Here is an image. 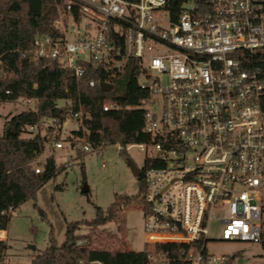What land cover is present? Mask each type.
I'll return each instance as SVG.
<instances>
[{
  "label": "built area",
  "instance_id": "1",
  "mask_svg": "<svg viewBox=\"0 0 264 264\" xmlns=\"http://www.w3.org/2000/svg\"><path fill=\"white\" fill-rule=\"evenodd\" d=\"M53 25L54 35L34 38L30 58L54 60L78 81L88 65L105 70L104 80L87 78L90 87L114 85L134 61L147 91L140 102L147 139L135 143L146 154V242L182 245L178 256L149 251L147 264H230L228 255L209 250L211 241L260 244L264 0H60ZM22 99L26 111H39L37 98ZM72 118L73 130H82V112ZM43 126L63 148L59 118L27 127L38 136ZM92 147L86 142L83 150ZM213 222L220 239L210 238Z\"/></svg>",
  "mask_w": 264,
  "mask_h": 264
},
{
  "label": "trees",
  "instance_id": "2",
  "mask_svg": "<svg viewBox=\"0 0 264 264\" xmlns=\"http://www.w3.org/2000/svg\"><path fill=\"white\" fill-rule=\"evenodd\" d=\"M60 10V0H0V103L17 101L22 97L39 100V111H22L5 123L4 134L0 136V230H7L12 212L31 197L61 168L53 155L47 156L42 169L36 172L35 164L44 150V143L50 140V133L23 137L25 126L39 121L65 119L66 107L60 101H71L72 115L83 114V129L73 130L69 139H85L93 147L104 143L127 146L147 139L142 132L144 110L140 102L147 91L137 82V68L134 61L127 64L126 71L115 78L114 89L103 91L99 84L90 87L86 80L92 76L104 80L102 68L87 67L85 79L78 81L67 69L54 60L35 61L27 54L34 38L40 34L54 35V18ZM264 76V64H261ZM9 90L10 94L6 91ZM113 101L119 107L104 111L103 105ZM264 106V92L262 95ZM51 130V127H48ZM84 156L83 151L78 157ZM146 167V165H145ZM144 167V169H145ZM82 170L85 173L84 164ZM140 189L134 196L138 205L144 201L143 172L138 176ZM129 198V197H128ZM120 202L112 203L106 211L96 207L92 220L69 222L65 240L58 244L53 236L50 245L35 255L32 264H147L148 252L161 250L171 256H178L182 245L160 243L153 248L133 251L127 248L110 249L93 247L90 243H79L81 226L99 227L117 219ZM264 248V228L261 235ZM7 250L6 240L0 239V264H4Z\"/></svg>",
  "mask_w": 264,
  "mask_h": 264
},
{
  "label": "rangeland",
  "instance_id": "3",
  "mask_svg": "<svg viewBox=\"0 0 264 264\" xmlns=\"http://www.w3.org/2000/svg\"><path fill=\"white\" fill-rule=\"evenodd\" d=\"M144 79V74H141L139 81L143 82ZM60 105L66 107L58 137L64 147L56 148L51 139L46 140L35 167L42 169L40 163L53 155L56 164L64 168L44 183L35 197L29 198L12 212L4 264H32L34 256L50 245L51 236L58 244L64 242L69 222L92 220L96 216L97 206L106 211L116 201L120 202L117 219L99 227L81 226L78 230L79 243L133 251H142L147 247L152 249L153 245L146 242L142 208L134 200L140 189L139 178L133 174L130 166L132 161L143 170L146 154L136 144H108L102 150L92 147L91 151L85 152V139L74 142L69 139L73 131L71 101L61 100ZM24 106L22 98L0 103V136L4 134L7 119L24 111ZM49 133L48 127L43 126L40 135L45 137ZM34 135L27 126L21 132L23 137ZM80 150L84 154L82 158L78 157ZM85 184L88 192L82 191ZM210 238H221V227L217 222L212 223ZM209 250L228 255L230 264H264V248L259 243L216 240L209 243Z\"/></svg>",
  "mask_w": 264,
  "mask_h": 264
},
{
  "label": "water",
  "instance_id": "4",
  "mask_svg": "<svg viewBox=\"0 0 264 264\" xmlns=\"http://www.w3.org/2000/svg\"><path fill=\"white\" fill-rule=\"evenodd\" d=\"M100 87H101V89L103 90V91H111L113 88H114V85L113 84H109V83H105V82H102L101 84H100ZM130 166H131V169H132V171H133V174L135 175V176H140V174H141V169H139L138 167H136V165L132 162V161H130ZM88 190H89V188H88V186L85 184L84 186H83V188H82V191L83 192H88Z\"/></svg>",
  "mask_w": 264,
  "mask_h": 264
},
{
  "label": "crops",
  "instance_id": "5",
  "mask_svg": "<svg viewBox=\"0 0 264 264\" xmlns=\"http://www.w3.org/2000/svg\"><path fill=\"white\" fill-rule=\"evenodd\" d=\"M4 232H5V236H6V239L5 240H7L8 239V230H3ZM96 264H101L100 262H97Z\"/></svg>",
  "mask_w": 264,
  "mask_h": 264
}]
</instances>
